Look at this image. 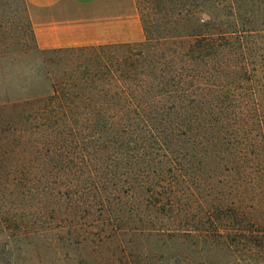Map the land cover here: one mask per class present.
<instances>
[{"label": "trees", "instance_id": "trees-1", "mask_svg": "<svg viewBox=\"0 0 264 264\" xmlns=\"http://www.w3.org/2000/svg\"><path fill=\"white\" fill-rule=\"evenodd\" d=\"M135 2L142 41L36 46L6 82L0 247L264 264V0Z\"/></svg>", "mask_w": 264, "mask_h": 264}, {"label": "crops", "instance_id": "crops-1", "mask_svg": "<svg viewBox=\"0 0 264 264\" xmlns=\"http://www.w3.org/2000/svg\"><path fill=\"white\" fill-rule=\"evenodd\" d=\"M26 1L34 37L41 49L136 40L131 21L134 0Z\"/></svg>", "mask_w": 264, "mask_h": 264}, {"label": "rangeland", "instance_id": "rangeland-1", "mask_svg": "<svg viewBox=\"0 0 264 264\" xmlns=\"http://www.w3.org/2000/svg\"><path fill=\"white\" fill-rule=\"evenodd\" d=\"M120 2L123 3L122 0ZM132 15L133 37L136 39L134 42L142 41L145 37L144 30L135 0ZM36 46L35 37L32 35V23L27 1L0 0V95L4 93L3 88H5L6 82L16 79L23 66L31 65L35 58L33 49ZM28 48V53H24ZM22 204L26 206L30 202L23 201ZM33 244L34 246H29L24 243L21 251H17L16 256L12 258L13 264H74L58 260L53 252L45 247L43 241H33ZM6 245L0 247V264H10L11 262H9L11 256L8 245ZM172 252V250H168L167 253ZM246 258L211 253L207 259L196 256L194 264H258L255 260L249 261ZM178 264H184V261L180 260Z\"/></svg>", "mask_w": 264, "mask_h": 264}]
</instances>
